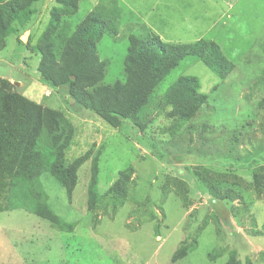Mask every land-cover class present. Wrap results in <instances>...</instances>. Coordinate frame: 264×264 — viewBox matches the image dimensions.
Wrapping results in <instances>:
<instances>
[{
  "label": "rangeland",
  "instance_id": "1",
  "mask_svg": "<svg viewBox=\"0 0 264 264\" xmlns=\"http://www.w3.org/2000/svg\"><path fill=\"white\" fill-rule=\"evenodd\" d=\"M98 1L79 3L77 13L66 18L72 30ZM153 1L119 0L123 11L118 34L105 35L97 45L100 61L107 64L102 84L124 80L128 36L138 33V21L127 18L129 9L142 22ZM56 5V0L36 4L29 25L6 39L0 50V78L23 85H15L19 94L70 120L74 136L65 151L66 164L89 150L91 159L79 168L70 201L48 172L40 178L49 207L65 224L63 230L22 209L0 213V264H224L232 252L238 264H264V199L251 188L255 167L264 165V111L258 106L264 94V0H161L145 18L152 31L172 44L215 42L235 66L222 81L202 62L188 58L160 84L135 120L145 126L146 144L153 143L160 158L138 142L135 121L113 129L91 112L70 106L59 89L40 81V56L32 48ZM181 76L197 78L207 102L170 135L172 121L163 118L161 98ZM200 148L204 154L194 155ZM187 149L192 154H185ZM94 157L98 203L89 211ZM194 166L241 178L242 183L231 186L236 198L218 201L209 196L192 176ZM130 167L133 183L116 207L109 188ZM168 177L184 179L187 188L178 190ZM181 246L190 249L173 261ZM214 252L220 257L211 260Z\"/></svg>",
  "mask_w": 264,
  "mask_h": 264
},
{
  "label": "trees",
  "instance_id": "2",
  "mask_svg": "<svg viewBox=\"0 0 264 264\" xmlns=\"http://www.w3.org/2000/svg\"><path fill=\"white\" fill-rule=\"evenodd\" d=\"M41 1L0 0V50L9 36L17 35L29 25L36 14L35 5ZM81 1L85 0H56L47 26L32 48L40 56L37 72L40 81L59 89L68 100H74L76 107L91 112L113 129H121L126 121H135L151 103L160 84L188 58L202 62L222 81L234 71V64L215 42L205 39L189 44L164 42L129 11L127 18L138 21L134 27L138 33L128 36L123 59L124 80L113 85L102 84L107 64L100 61L97 45L105 35L118 34L123 10L118 0H99L72 30L66 18L77 13ZM260 47L264 52V44ZM161 102L166 108L163 118L172 121L167 131L173 135L178 127L197 115L206 104L207 96L200 93L197 78L181 76L165 90ZM258 106L264 111V94ZM134 125L139 129L138 142L154 151L153 143L146 144L145 126L138 121ZM200 134V147H204L203 132ZM73 136V125L64 113L29 100L19 94L9 80L0 78V213L22 209L63 230L65 224L49 207L40 178L48 172L64 189L67 200H71L77 172L91 159L89 150L73 162L65 163V151ZM185 154H192L191 150L187 149ZM203 154L200 148L194 155ZM191 173L204 191L218 201L235 199L237 193L231 186L242 183V179L233 174L204 166H194ZM97 175L98 158L94 157L87 189L89 211L98 203ZM132 176L131 167L119 172L109 188L116 207H121L125 201L133 183ZM168 179L178 190L187 188L182 178ZM251 188L257 198L264 199V165L255 167ZM189 249L181 246L173 261L185 257ZM217 257L220 254L216 252L209 256L211 260ZM224 264H238L234 252Z\"/></svg>",
  "mask_w": 264,
  "mask_h": 264
},
{
  "label": "crops",
  "instance_id": "3",
  "mask_svg": "<svg viewBox=\"0 0 264 264\" xmlns=\"http://www.w3.org/2000/svg\"><path fill=\"white\" fill-rule=\"evenodd\" d=\"M161 0H155V1H153L152 2V5L151 6H153V7H150V10H149V13L147 14V15H145V17H143L142 16V22L148 27V29H150L151 31H152V29H151V27L148 25V23H147V21H146V17H148V16H151V13L153 12V10L155 9V6L156 5H158L159 4V2H160ZM118 2H119V0H118ZM120 4V3H119ZM96 5V4H95ZM130 10V12H132V10L131 9H129ZM133 13V12H132ZM133 15L135 16V14L133 13ZM158 17H159V19H160V21L161 22H164V24L166 23V22H168V20L164 17V14H158ZM135 18H137L136 16H135ZM155 35H157L162 41H164V42H167V43H171V42H168L166 39H164V37L161 35V33H159V32H154V31H152ZM12 84H14V85H17V86H19V87H23V85H21V84H16V82L15 81H10ZM18 83V82H17Z\"/></svg>",
  "mask_w": 264,
  "mask_h": 264
},
{
  "label": "water",
  "instance_id": "4",
  "mask_svg": "<svg viewBox=\"0 0 264 264\" xmlns=\"http://www.w3.org/2000/svg\"><path fill=\"white\" fill-rule=\"evenodd\" d=\"M69 103H70V106H73V105H75V102H74V100H73V99H70V100H69Z\"/></svg>",
  "mask_w": 264,
  "mask_h": 264
},
{
  "label": "clouds",
  "instance_id": "5",
  "mask_svg": "<svg viewBox=\"0 0 264 264\" xmlns=\"http://www.w3.org/2000/svg\"><path fill=\"white\" fill-rule=\"evenodd\" d=\"M70 100V99H69Z\"/></svg>",
  "mask_w": 264,
  "mask_h": 264
}]
</instances>
